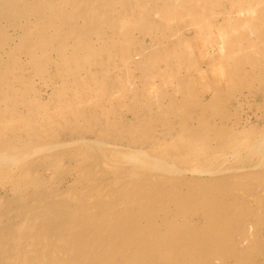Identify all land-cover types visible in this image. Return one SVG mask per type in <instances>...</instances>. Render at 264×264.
<instances>
[{"label":"bare ground","instance_id":"bare-ground-1","mask_svg":"<svg viewBox=\"0 0 264 264\" xmlns=\"http://www.w3.org/2000/svg\"><path fill=\"white\" fill-rule=\"evenodd\" d=\"M255 187L264 0H0V264H264Z\"/></svg>","mask_w":264,"mask_h":264},{"label":"rangeland","instance_id":"rangeland-1","mask_svg":"<svg viewBox=\"0 0 264 264\" xmlns=\"http://www.w3.org/2000/svg\"><path fill=\"white\" fill-rule=\"evenodd\" d=\"M207 40H208V42L209 43H212L211 41L213 40V37L210 35V33L208 32L207 33ZM197 39H200V36H199V38H197ZM196 39V42L198 43L197 44V46H198V48H202L203 47V44H205L204 42H207L206 41V39H204L203 41H202V44L200 43V41L198 42V40ZM197 48V47H196ZM210 48H208L207 49V51H206V53H207V55H208V53L210 54V50H209ZM199 50V49H198ZM200 51V50H199ZM214 51H211V54L213 53ZM197 55H200V53H198ZM210 56L211 55H209V58H210ZM132 70L133 69H131V72H132ZM122 73V72H121ZM194 75L195 76H198V73L196 72V73H194ZM135 77H138V74L136 73L135 74ZM197 86V87H196ZM196 86H195V89H196V91L199 93V92H201V85L199 84H196ZM201 89V90H200ZM241 101V102H240ZM233 102V103H232ZM235 102V103H234ZM231 105L230 106H232V107H234V108H236L237 110H238V123L240 124V125H242V123L245 121L244 119H246L247 118V116H249V117H251V119L253 120V119H255V116H254V113L256 112V107L255 106H253L252 107V105H251V103L250 102H247V100H245L244 98H240V97H235V98H233V100L231 101V103H230ZM237 106H235V105ZM255 108V109H254ZM252 110V111H251ZM251 111V112H250ZM248 112V113H247ZM249 112L250 113H252V114H249ZM247 114V115H246ZM253 116V117H252ZM129 118V117H128ZM257 189V190H256ZM255 192V193H254ZM0 193H2V192H0ZM258 193H261V195H263L264 196V190L263 189H259V188H257V187H255L254 188V191L250 194V193H241L240 195H241V201L243 202V204L245 205V206H247V207H252L253 209H256V210H258L259 208V206H258V201L256 200V198H254V195L255 194H257L258 195ZM246 195H248V196H246ZM256 195V196H257ZM253 197V198H252ZM255 199V200H254ZM247 200V201H246ZM252 200H253V202H252ZM248 201H251V202H248ZM255 201V202H254ZM246 204H245V203ZM250 205V206H249ZM251 205H253V206H251Z\"/></svg>","mask_w":264,"mask_h":264}]
</instances>
